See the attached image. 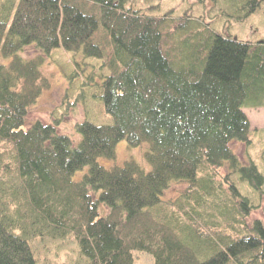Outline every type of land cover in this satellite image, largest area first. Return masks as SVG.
<instances>
[{"label": "trees", "instance_id": "16d2710c", "mask_svg": "<svg viewBox=\"0 0 264 264\" xmlns=\"http://www.w3.org/2000/svg\"><path fill=\"white\" fill-rule=\"evenodd\" d=\"M165 1L0 0V264H47V239L75 264H264V176L233 149L264 108V40L229 33L264 0ZM49 61L64 98L28 125ZM120 142L151 171L102 166Z\"/></svg>", "mask_w": 264, "mask_h": 264}, {"label": "rangeland", "instance_id": "374dc122", "mask_svg": "<svg viewBox=\"0 0 264 264\" xmlns=\"http://www.w3.org/2000/svg\"><path fill=\"white\" fill-rule=\"evenodd\" d=\"M178 0H166V9L170 4ZM264 9L252 17H249L243 24H235L230 34L238 39L258 42L264 40ZM25 56L32 58L36 56V52L33 48H28L25 52ZM44 74L50 80L51 86L46 90L38 99L36 104L31 107L30 114L28 116V125L35 123L36 121H42L43 123H50L52 121V114L56 111V107L61 104L64 98V90L66 88V82L60 70L55 64L50 61L44 67ZM247 117L251 123V140L252 144L246 147L243 144H234L233 149L239 155V157L246 160L245 163L250 161L254 162L259 171L264 176V108L262 109H247ZM83 108L81 105L76 107L74 111L68 113V115L62 120L59 127L61 133L72 135L76 142H79L81 136L75 132V124L82 121ZM147 146L140 148H132L128 146L126 142H120L116 148V158L113 160L101 159L99 163L107 169L114 167H124L129 161H134L139 164L146 172L151 171L152 166L146 158ZM82 174L76 175V179H80ZM185 185L182 183L174 184L166 194L167 199H173L177 197L184 189ZM264 189V187H263ZM262 209H264V200L262 202ZM262 219L263 212L258 210L253 213L250 221L254 219ZM47 247L42 252L41 258L47 264H75L70 260V247L69 243H64V248L58 247L57 243L46 240ZM42 247V243L39 248ZM135 264H153V260L150 256L145 254H139L136 258Z\"/></svg>", "mask_w": 264, "mask_h": 264}]
</instances>
